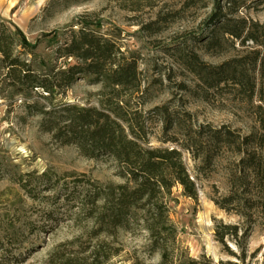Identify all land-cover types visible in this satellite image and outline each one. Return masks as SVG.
Listing matches in <instances>:
<instances>
[{
	"label": "rangeland",
	"instance_id": "1",
	"mask_svg": "<svg viewBox=\"0 0 264 264\" xmlns=\"http://www.w3.org/2000/svg\"><path fill=\"white\" fill-rule=\"evenodd\" d=\"M238 4L231 19L264 22L263 1L240 0ZM212 7L213 0H0V17L17 26L35 44V56L49 63H54L55 43L67 25L83 16L100 21L101 34L138 58L142 94L137 108L146 120L147 146L177 148L189 174L199 178L198 201L183 197L180 187L173 188L170 196V219L181 247L191 258L204 255L213 264L235 261L215 241V225L251 226L245 264H264V213L256 210L254 221H248L235 214L237 207L226 212L213 202L228 195L227 177L235 158L221 150L214 152L210 165H203L200 153L212 130L225 127L241 138L263 134L257 108L258 73L249 102L238 85L227 82L208 88L185 66L193 56L217 67L260 50L251 42L242 46L222 34L220 25L205 29ZM213 32L220 46L211 43ZM25 59L31 60L30 56ZM98 89L79 80L56 103L96 106ZM20 100L9 93L0 100V264H63L79 259L78 252L86 246L82 232L89 229L88 223L77 218L84 188L88 182L121 183L119 168L110 158H87L75 146L56 142L42 127L41 116L28 112ZM10 103L12 112L7 114ZM160 107L168 110L165 121L154 111ZM146 244L142 231L120 234L117 245L123 251L109 264H131L133 257L156 264L158 256H149ZM227 245L236 251L233 244ZM257 249L259 254L250 259Z\"/></svg>",
	"mask_w": 264,
	"mask_h": 264
},
{
	"label": "trees",
	"instance_id": "2",
	"mask_svg": "<svg viewBox=\"0 0 264 264\" xmlns=\"http://www.w3.org/2000/svg\"><path fill=\"white\" fill-rule=\"evenodd\" d=\"M239 1L213 0L205 29L220 25L222 34L240 41L242 46L251 42L260 50L217 67L207 66L193 56L185 66L208 88L227 82L238 85L249 102L255 95V74L259 75L257 108L263 134L241 138L225 127L212 130L200 152L203 165H210L214 152L221 150L235 158L227 177L228 195L213 202L226 212L235 206L237 216L254 221V211L264 213V22L248 24L243 19H231L236 11L232 9L240 6ZM100 28V21L87 16L67 25L61 40L55 43L54 63H49L35 56V44L17 26L0 17V100L6 93L20 96V103L28 112L41 116V125L52 139L75 146L87 158L112 159L123 180L103 186L88 182L77 215L89 224V229L82 232L86 246L78 252L79 259H67L63 264H109L123 251L117 245L120 234L137 230L146 236L148 255L158 256L156 264H213L204 255L198 259L188 255L179 244L177 228L170 219L172 189L180 187L183 197L196 202L199 178L189 174L177 148L147 146L146 120L137 108L142 94L138 58L122 51L113 38L100 33ZM212 36L211 43L215 41L220 46L216 32ZM25 56L31 60L27 62ZM79 80L99 87L95 94L97 105L57 104V97L65 96ZM12 106L13 103L7 105V114L12 112ZM154 111L164 121L169 115L165 107ZM194 145L196 149L197 142ZM241 226L222 222L215 225V241L235 259L218 264L246 263L251 226ZM228 242L235 246V252L229 249ZM259 252L260 249L255 250L249 258H256ZM130 261L145 264L136 257Z\"/></svg>",
	"mask_w": 264,
	"mask_h": 264
}]
</instances>
